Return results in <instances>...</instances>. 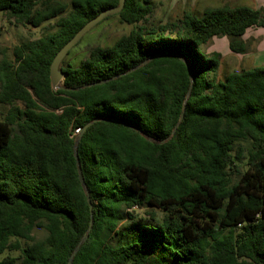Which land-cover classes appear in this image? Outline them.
Masks as SVG:
<instances>
[{
  "label": "trees",
  "instance_id": "1",
  "mask_svg": "<svg viewBox=\"0 0 264 264\" xmlns=\"http://www.w3.org/2000/svg\"><path fill=\"white\" fill-rule=\"evenodd\" d=\"M117 2L0 0L15 24L54 27L0 60V264L67 263L90 222L73 132L93 120L77 147L93 220L72 264H264V67L220 81L221 54L202 49L226 38L245 54L264 10L147 29L150 0H124L113 17L131 31L60 64L63 89H51L55 54Z\"/></svg>",
  "mask_w": 264,
  "mask_h": 264
},
{
  "label": "rangeland",
  "instance_id": "2",
  "mask_svg": "<svg viewBox=\"0 0 264 264\" xmlns=\"http://www.w3.org/2000/svg\"><path fill=\"white\" fill-rule=\"evenodd\" d=\"M152 5L151 14L147 17L144 25L145 28H150L154 25L164 24L168 21H174L181 18L184 13H192L199 16L207 8H215L227 6L230 8L246 6L252 7L253 3L250 0H150ZM52 21L46 22L37 28L30 26L17 25L13 21L8 20L0 13V60L3 56L10 58L11 50L26 41L36 40L39 37L54 31ZM132 27L120 23L117 17H109L97 24L94 28L88 31L82 39L75 45L62 60V63H70L77 65L81 60L87 57L88 52L96 46H109L120 36L126 35L131 31ZM224 40V41H223ZM215 41L227 43L226 38L216 39L211 41L202 49L205 53L219 52L221 54L229 53L228 47H219ZM224 45V44H223ZM241 70L240 65H237L234 59L229 55L221 57L220 65L217 71V80L222 81L224 77L232 72ZM137 220L149 221V217L145 214L144 209L135 210L132 214ZM158 216H160L158 214ZM40 237L41 234L37 233ZM7 253L0 255V260Z\"/></svg>",
  "mask_w": 264,
  "mask_h": 264
},
{
  "label": "water",
  "instance_id": "3",
  "mask_svg": "<svg viewBox=\"0 0 264 264\" xmlns=\"http://www.w3.org/2000/svg\"><path fill=\"white\" fill-rule=\"evenodd\" d=\"M123 6H124V0H118L116 7H111V8H108V9H105V10L101 11L93 19H91L85 25H83L74 34V36L59 49V51L55 54V56L52 59V62L49 65V79H50L51 89H53V90L63 89V80H64L65 76L60 70V64H61L62 60L65 58V56L68 54V52L75 45H77V43L82 39V37L88 31H90L92 28H94L97 24H99L100 22H102L104 19H106L108 17L114 16V15H117L118 13H120L122 8H123ZM147 61L148 60L144 61L141 65L145 64ZM138 67L139 66L135 67L134 69H136ZM134 69H131L129 72H131ZM188 70H189V74H190L189 75L190 76V80H191V82H193L192 72H190V69H188ZM118 76H121V75H118ZM116 78L117 77L115 76L112 79H116ZM104 82L105 81H100V82H97L95 84H102ZM88 86H91V85H88ZM181 120H182V114L180 115V118H179V121H178L177 125L181 122ZM94 121L95 120L91 121L90 123H87L82 129H80V133L75 136L74 141H73V157H74V160H75V163H76L78 180H79L81 188L85 192L86 200H87L88 205H89L90 222H89V226L86 229L85 233L80 238V240L77 243V245L74 247V249H73L72 253L70 254L66 264H72V261H73L75 255H76V253L78 252L80 246L86 241V239H87V237L89 235V232L91 230V226H92V220H93V218H92V207L90 205L88 192H87L86 185H85L83 177H82V173H81V169H80V165H79V161H78V157H77V147H78V143H79V140L81 138L82 133ZM174 131H175V129H173V131H172L170 136L173 135Z\"/></svg>",
  "mask_w": 264,
  "mask_h": 264
},
{
  "label": "crops",
  "instance_id": "4",
  "mask_svg": "<svg viewBox=\"0 0 264 264\" xmlns=\"http://www.w3.org/2000/svg\"><path fill=\"white\" fill-rule=\"evenodd\" d=\"M253 3V8L264 10V0H250ZM252 8V7H251ZM216 39H213V41ZM243 40L246 41L248 45V51L243 55H235L230 53L221 54L229 55L231 59H234L237 65H240L241 69L247 70L255 67H264V30L262 28L248 29L243 36ZM224 41V40H223ZM223 41H215L219 47L224 48L227 43ZM224 44V45H223ZM219 53V52H218Z\"/></svg>",
  "mask_w": 264,
  "mask_h": 264
},
{
  "label": "built area",
  "instance_id": "5",
  "mask_svg": "<svg viewBox=\"0 0 264 264\" xmlns=\"http://www.w3.org/2000/svg\"><path fill=\"white\" fill-rule=\"evenodd\" d=\"M79 133H80V129L77 128V129L74 130V132H73V136H76V135H78Z\"/></svg>",
  "mask_w": 264,
  "mask_h": 264
}]
</instances>
